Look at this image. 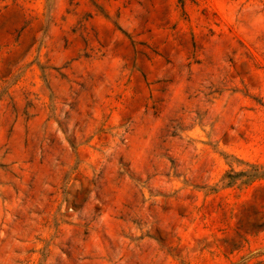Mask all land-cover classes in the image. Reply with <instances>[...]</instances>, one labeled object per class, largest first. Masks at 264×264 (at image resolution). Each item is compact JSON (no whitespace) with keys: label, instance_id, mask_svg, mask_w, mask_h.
<instances>
[{"label":"rangeland","instance_id":"obj_1","mask_svg":"<svg viewBox=\"0 0 264 264\" xmlns=\"http://www.w3.org/2000/svg\"><path fill=\"white\" fill-rule=\"evenodd\" d=\"M0 264H264V0H0Z\"/></svg>","mask_w":264,"mask_h":264}]
</instances>
